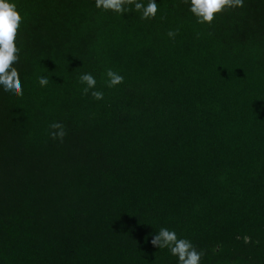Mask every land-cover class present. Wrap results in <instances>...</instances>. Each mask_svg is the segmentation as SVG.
Here are the masks:
<instances>
[{
    "label": "trees",
    "instance_id": "16d2710c",
    "mask_svg": "<svg viewBox=\"0 0 264 264\" xmlns=\"http://www.w3.org/2000/svg\"><path fill=\"white\" fill-rule=\"evenodd\" d=\"M14 2L23 95L0 91V264H176L149 243L161 227L200 264H264V0L211 23L184 0L149 19Z\"/></svg>",
    "mask_w": 264,
    "mask_h": 264
},
{
    "label": "clouds",
    "instance_id": "9594fccd",
    "mask_svg": "<svg viewBox=\"0 0 264 264\" xmlns=\"http://www.w3.org/2000/svg\"><path fill=\"white\" fill-rule=\"evenodd\" d=\"M187 10L197 23H211L214 14L225 8L241 7L243 0H184ZM138 12L141 19H149L157 13L156 0H94V7L102 11H111L118 15L127 14L130 9ZM22 22L21 14L16 10L14 0H0V91L13 97L23 95L22 85L15 65L18 61L19 50L15 44L17 30ZM172 37L174 33H167ZM105 84L112 88L123 82L124 77L118 72L106 69L104 72ZM47 76H39L37 82L41 87L48 84ZM78 80L85 87L84 93L90 92L94 100H102L103 92L96 90V78L88 72L81 73ZM48 135L56 140H62L65 131L60 122L49 124ZM149 243L159 249H167L168 253L176 258V264H200L203 253L186 238H178L173 230L161 227L152 235Z\"/></svg>",
    "mask_w": 264,
    "mask_h": 264
}]
</instances>
